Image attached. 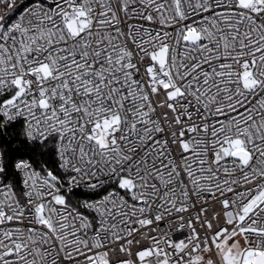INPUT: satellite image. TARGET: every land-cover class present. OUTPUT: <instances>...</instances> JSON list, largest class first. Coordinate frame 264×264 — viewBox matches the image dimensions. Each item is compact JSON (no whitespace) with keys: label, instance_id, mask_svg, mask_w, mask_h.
<instances>
[{"label":"snow or ice","instance_id":"6c2138e0","mask_svg":"<svg viewBox=\"0 0 264 264\" xmlns=\"http://www.w3.org/2000/svg\"><path fill=\"white\" fill-rule=\"evenodd\" d=\"M0 264H264V0H0Z\"/></svg>","mask_w":264,"mask_h":264}]
</instances>
